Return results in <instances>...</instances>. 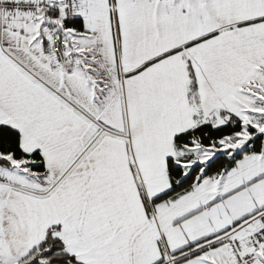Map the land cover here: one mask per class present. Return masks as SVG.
<instances>
[{
    "label": "snow or ice",
    "instance_id": "snow-or-ice-1",
    "mask_svg": "<svg viewBox=\"0 0 264 264\" xmlns=\"http://www.w3.org/2000/svg\"><path fill=\"white\" fill-rule=\"evenodd\" d=\"M0 264H264V0H0Z\"/></svg>",
    "mask_w": 264,
    "mask_h": 264
}]
</instances>
